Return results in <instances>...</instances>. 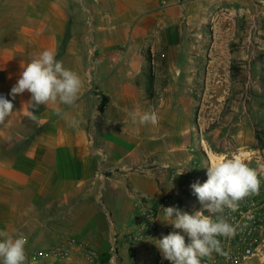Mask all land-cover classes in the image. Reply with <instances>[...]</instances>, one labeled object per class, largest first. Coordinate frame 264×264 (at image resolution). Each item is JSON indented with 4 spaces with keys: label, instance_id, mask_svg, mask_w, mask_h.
Instances as JSON below:
<instances>
[{
    "label": "rangeland",
    "instance_id": "374dc122",
    "mask_svg": "<svg viewBox=\"0 0 264 264\" xmlns=\"http://www.w3.org/2000/svg\"><path fill=\"white\" fill-rule=\"evenodd\" d=\"M26 1L27 7L29 1L35 7L53 1L63 3L68 11H79L80 16L69 18L67 31L76 25L77 36L89 46L100 27L103 33L107 28L115 31L119 43L141 48L142 67L136 84L140 83L143 92L135 104L141 113L157 114L155 125L147 123L151 141L165 142L167 154H176L181 163L165 169L167 182L156 181L154 197L134 191L133 182L149 184L153 157H137L130 172H103L96 184L102 193L97 188L87 195L88 201L102 207L97 208L103 216L100 226L111 235L105 251L94 249L91 241L86 243L90 234L75 241L45 235L41 247L25 251L26 264H72L76 255L82 256L79 264L118 263L121 217L116 215V223L107 213L114 202L121 204L120 212L129 222L120 237L129 253L151 244L158 264H172L163 257L157 241L171 233L183 235L186 243L190 238L165 219L163 208L210 215L197 195L189 194V198L185 191L180 195L173 191L177 181H183L186 191L193 190L191 185L197 181L206 182V166L221 156H239L257 169L261 184L258 194L239 201L235 211L225 208L216 215L234 221V227L238 224L235 234L246 225L245 233L252 229L256 236L248 255L242 237L233 242V247H241L235 262L234 237H229V243L222 237L225 254L213 252L201 258V264H264V170L260 168L264 165V0H21L24 7ZM107 33L102 39H108Z\"/></svg>",
    "mask_w": 264,
    "mask_h": 264
},
{
    "label": "crops",
    "instance_id": "0c3cea01",
    "mask_svg": "<svg viewBox=\"0 0 264 264\" xmlns=\"http://www.w3.org/2000/svg\"><path fill=\"white\" fill-rule=\"evenodd\" d=\"M29 2V7L27 1L24 7L21 0H0V92L14 105L0 124V230L14 237L23 234L27 238L25 251L40 246L45 235L47 239L75 241L88 234L86 243L91 241L94 249L105 251L111 235L100 226L103 216L97 208L102 207L88 201L87 195L97 188L101 192L96 184L102 173L130 172L137 157H153L149 160V184L130 180L134 191L154 197L156 181L167 182L165 169L181 163L176 154H167L165 142L151 141L147 124L145 127L130 118L134 111L141 113L135 104L143 92L140 83L136 84L142 67L141 48L119 43L115 31L113 35L108 28V39H102L107 31L100 32V27L89 46L77 36L76 25L67 31L69 18L80 16L79 11H68L62 2L42 7ZM46 49L54 50L56 59L83 81L71 106L57 101L32 109L27 105L29 92L14 99L10 94L22 68ZM101 96L108 100L99 114ZM73 119L78 121L75 126ZM182 183L177 181L173 194L185 191L187 197H193V190L186 191ZM120 205L114 202L107 207L109 218L111 213L117 223V215L122 223L116 246L119 261L108 264H158L151 244L132 255L120 240L129 225ZM80 257L76 255L72 264H79Z\"/></svg>",
    "mask_w": 264,
    "mask_h": 264
},
{
    "label": "clouds",
    "instance_id": "9594fccd",
    "mask_svg": "<svg viewBox=\"0 0 264 264\" xmlns=\"http://www.w3.org/2000/svg\"><path fill=\"white\" fill-rule=\"evenodd\" d=\"M82 87L81 77L65 68L56 59L54 50L46 49L34 55L22 68L10 94L14 99L17 94L29 92L31 99L27 105L32 109L57 101L71 106L78 99ZM13 108L10 100L0 96V124L5 122ZM60 111L57 109L58 113ZM129 115L134 123L138 121L141 125H155L158 121L155 112L134 111ZM71 124L75 126L78 121L73 119ZM206 167V182L200 184L197 181L191 188L210 215H205L203 211L190 215L173 207L163 208L165 219L190 238V243H186L183 235L171 233L158 241L163 257L172 264H201V258L210 257L213 252L225 254L218 237H232L236 229L223 215L216 214H222L225 208L235 211L239 201L259 192L261 180L257 169L250 167L239 156L217 157ZM260 168L264 170V165H260ZM174 213L176 218L173 220ZM26 244L27 238L23 234L14 237L8 231L0 230V264H26Z\"/></svg>",
    "mask_w": 264,
    "mask_h": 264
},
{
    "label": "built area",
    "instance_id": "2783aa9c",
    "mask_svg": "<svg viewBox=\"0 0 264 264\" xmlns=\"http://www.w3.org/2000/svg\"><path fill=\"white\" fill-rule=\"evenodd\" d=\"M0 96H3L4 98H6L7 99V97H6V94L5 93H2V92H0ZM165 202H167V200L165 201ZM229 223H234V221H232V222H229ZM238 226V224H236V226L235 227H237ZM247 229H248V227L245 225L244 226V228H243V231L241 232V233H237V234H235L233 237H234V239L232 240V247H233V242H236L237 240H239V238L240 237H242V247L245 245V244H248V250L246 251V254L248 255V254H250V252H251V250H250V246H253V244L254 243H251V240L256 236V233L255 232H253L252 231V229L250 230V232L248 233V234H246L245 232L247 231ZM220 241H221V246H224V248L227 246H225V245H223L222 244V237L220 238ZM228 243H229V238H228ZM234 249H236V252H237V255L235 256V260H234V262L235 261H237V260H239V258H240V256H241V247H233ZM225 249H227V247L225 248ZM95 254H93L92 253V256H94Z\"/></svg>",
    "mask_w": 264,
    "mask_h": 264
},
{
    "label": "trees",
    "instance_id": "16d2710c",
    "mask_svg": "<svg viewBox=\"0 0 264 264\" xmlns=\"http://www.w3.org/2000/svg\"><path fill=\"white\" fill-rule=\"evenodd\" d=\"M107 100H108L107 97L101 96L100 103L97 109L99 114H102L104 112L105 106L107 104Z\"/></svg>",
    "mask_w": 264,
    "mask_h": 264
}]
</instances>
